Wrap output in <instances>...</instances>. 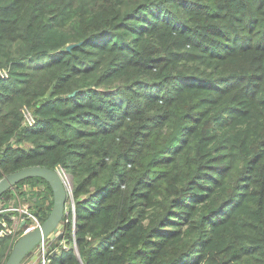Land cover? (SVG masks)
Returning a JSON list of instances; mask_svg holds the SVG:
<instances>
[{
    "label": "trees",
    "instance_id": "16d2710c",
    "mask_svg": "<svg viewBox=\"0 0 264 264\" xmlns=\"http://www.w3.org/2000/svg\"><path fill=\"white\" fill-rule=\"evenodd\" d=\"M37 165L49 264H264V0H0V178Z\"/></svg>",
    "mask_w": 264,
    "mask_h": 264
},
{
    "label": "water",
    "instance_id": "95a60500",
    "mask_svg": "<svg viewBox=\"0 0 264 264\" xmlns=\"http://www.w3.org/2000/svg\"><path fill=\"white\" fill-rule=\"evenodd\" d=\"M73 44L67 45L71 48ZM38 176L42 177L50 185L53 192V205L47 217L36 228L23 232L15 241L4 264H20L26 255L49 234L55 231L65 212L66 202L69 197L63 174L58 169H52L44 166L23 167L0 178V198L20 180ZM62 238V233H58Z\"/></svg>",
    "mask_w": 264,
    "mask_h": 264
},
{
    "label": "built area",
    "instance_id": "2783aa9c",
    "mask_svg": "<svg viewBox=\"0 0 264 264\" xmlns=\"http://www.w3.org/2000/svg\"><path fill=\"white\" fill-rule=\"evenodd\" d=\"M64 183L69 189V193L71 190V178L68 173L62 171ZM72 200V199H71ZM3 202V201H1ZM68 201L66 202V204ZM71 206L73 207V200L71 201ZM66 208V206H65ZM69 210V209H68ZM68 210L64 212V214H68ZM3 212H12L10 215L11 225H7V221L4 216L0 215V222L3 224V228L0 229V236L10 235L11 237H16V239L23 233L29 230H32L40 225L41 221L37 218V216L30 210L29 204L26 201H17L16 204H9V206L4 205V203H0V214ZM60 225L58 228L46 238H43L37 245L40 253L38 254L37 261H32L27 264H49L50 257L47 254L46 248L48 246V240L52 239L56 236L59 231ZM58 231V232H57ZM61 246L63 248H67V243L61 239ZM72 246L75 248V240L72 241ZM21 262V264H23Z\"/></svg>",
    "mask_w": 264,
    "mask_h": 264
},
{
    "label": "rangeland",
    "instance_id": "374dc122",
    "mask_svg": "<svg viewBox=\"0 0 264 264\" xmlns=\"http://www.w3.org/2000/svg\"><path fill=\"white\" fill-rule=\"evenodd\" d=\"M62 171H64L63 169H60V172H62ZM63 173V172H62ZM16 201H19L17 198H12L11 196H8V198L6 199V203H8L6 206H9V203H14V202H16ZM68 201V203L66 204V208H65V211H67L68 209L70 210V208H71V201L72 200H67ZM0 203H5L4 201L3 202H1L0 201ZM5 205V204H4ZM64 215H66V214H64ZM59 225L60 226H62L61 225V221H60V223H59ZM59 231L61 232V229L59 228ZM54 232V231H53ZM52 232V233H53ZM58 232V231H57ZM51 233V234H52ZM51 234H49L47 237H49ZM58 235V234H57ZM56 235V236H57ZM55 237V236H54ZM53 239V238H52ZM40 253V251L38 250V247H34L31 251H30V253L28 254V255H26V257L21 261V262H23L24 261V263L23 264H27V263H29V262H32V261H37V258H38V254ZM21 264V263H20Z\"/></svg>",
    "mask_w": 264,
    "mask_h": 264
}]
</instances>
